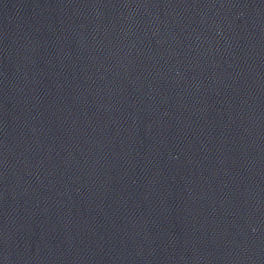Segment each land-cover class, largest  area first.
<instances>
[{"label": "water", "instance_id": "95a60500", "mask_svg": "<svg viewBox=\"0 0 264 264\" xmlns=\"http://www.w3.org/2000/svg\"><path fill=\"white\" fill-rule=\"evenodd\" d=\"M0 264H264V0H0Z\"/></svg>", "mask_w": 264, "mask_h": 264}]
</instances>
